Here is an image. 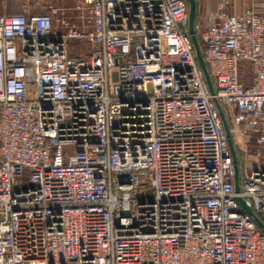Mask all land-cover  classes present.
Segmentation results:
<instances>
[{"label":"built area","instance_id":"obj_1","mask_svg":"<svg viewBox=\"0 0 264 264\" xmlns=\"http://www.w3.org/2000/svg\"><path fill=\"white\" fill-rule=\"evenodd\" d=\"M228 5L194 23L213 94L186 0L0 13V264H264V12Z\"/></svg>","mask_w":264,"mask_h":264},{"label":"water","instance_id":"obj_2","mask_svg":"<svg viewBox=\"0 0 264 264\" xmlns=\"http://www.w3.org/2000/svg\"><path fill=\"white\" fill-rule=\"evenodd\" d=\"M186 1L188 3V32H189L192 44L194 46L196 60H197L199 66L203 72L204 80L206 82L208 90L211 94H213L214 90H213L212 81H211V78L209 76L207 67L205 65V62H204V59L202 56L201 47H200L199 41H198L196 33H195V29H194V23H195L196 15H197V1L196 0H186ZM214 102L216 104L218 113H219L220 118L222 120V124H223L224 130H225V133L227 136V140H228V145H229V148L231 151V156H232V161H233V170H234V175H233L234 190L236 193H238L239 192L238 165H237V158H236L235 149L233 146V142H232L231 135L229 132V127H228L227 121L225 119L223 110H222L219 102L216 99H214ZM237 200L240 203V205L243 207V209L254 219V221L258 224V226L264 231V222L254 213V211L251 209V207H249L246 204L243 197L238 195Z\"/></svg>","mask_w":264,"mask_h":264},{"label":"crops","instance_id":"obj_3","mask_svg":"<svg viewBox=\"0 0 264 264\" xmlns=\"http://www.w3.org/2000/svg\"><path fill=\"white\" fill-rule=\"evenodd\" d=\"M79 0H0L1 14H18L24 5L30 8L31 13L39 12L46 5L54 6H73ZM197 12L205 13L214 11L217 8L218 2L221 0H196ZM248 7H264V0H229L227 10L232 13H237Z\"/></svg>","mask_w":264,"mask_h":264},{"label":"rangeland","instance_id":"obj_4","mask_svg":"<svg viewBox=\"0 0 264 264\" xmlns=\"http://www.w3.org/2000/svg\"><path fill=\"white\" fill-rule=\"evenodd\" d=\"M253 8L258 10V11L264 12V7L263 8L253 7ZM70 45H71V52H79L81 50L79 48L80 44L75 42V41L70 42ZM81 48H82V50H86L87 49V47L84 46V45H82ZM237 158H238L239 162H242V157H241L240 153L237 154ZM240 170H241V167H240Z\"/></svg>","mask_w":264,"mask_h":264},{"label":"trees","instance_id":"obj_5","mask_svg":"<svg viewBox=\"0 0 264 264\" xmlns=\"http://www.w3.org/2000/svg\"><path fill=\"white\" fill-rule=\"evenodd\" d=\"M198 13V12H197Z\"/></svg>","mask_w":264,"mask_h":264}]
</instances>
